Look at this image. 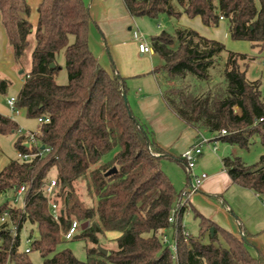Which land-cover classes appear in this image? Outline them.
<instances>
[{
	"label": "trees",
	"instance_id": "1",
	"mask_svg": "<svg viewBox=\"0 0 264 264\" xmlns=\"http://www.w3.org/2000/svg\"><path fill=\"white\" fill-rule=\"evenodd\" d=\"M123 2L133 18L186 15L201 17L212 28L226 20L233 40L264 48V0L259 6L256 0H177L181 10L174 0ZM32 12L29 0H0L1 19L17 61L30 47L29 37L35 36L32 67L16 107L30 119H49L40 125L39 140L52 152L29 163L13 160L0 172L2 194L27 189L24 208H13L11 202L0 206V215L9 212L18 232L14 237L7 224L0 225V264H31L28 254L20 251L21 233L28 224L36 227L30 234L31 252H39L43 264H264L244 233L234 235L197 212L199 233L186 239L187 208L174 234L176 251L163 243L162 232L173 229L168 220L182 191L161 164L165 159L179 162L187 172L186 164L156 144L125 103L127 80L116 71L109 74L91 51L94 20L83 0H40L36 26ZM152 48L164 61L153 74L165 102L188 127L243 150L256 139L264 146V97L261 82L247 78V55L230 52L222 66L225 45L187 28L175 35L163 31L152 39ZM61 54L68 73L64 85L57 82ZM10 85L0 78V93L6 94ZM19 128L13 118L0 113V135L17 134ZM223 166L234 184L264 196V155L254 165L229 156ZM114 168L117 172L107 176ZM52 180L57 182L53 199L61 205L60 223L52 218L45 194ZM79 183L86 184L93 205L82 200L76 190ZM73 221L85 226L74 239L92 244L86 262L70 249L57 251ZM108 232L120 237L117 248L105 254L99 247Z\"/></svg>",
	"mask_w": 264,
	"mask_h": 264
},
{
	"label": "crops",
	"instance_id": "2",
	"mask_svg": "<svg viewBox=\"0 0 264 264\" xmlns=\"http://www.w3.org/2000/svg\"><path fill=\"white\" fill-rule=\"evenodd\" d=\"M39 1L36 0L35 6ZM83 1L90 8L94 23L102 33L106 46L104 48L103 40L101 41L96 34V29L91 26L89 36L91 51L109 74L113 75L116 71L127 80L129 105L134 115L151 132L156 144L164 149L166 154L182 160V155L198 142L200 132L188 127L176 114L169 110L159 86L158 77L153 74L156 69L164 64L162 57L159 56L161 58L160 63L162 62L159 66L147 58L140 60V62H134L129 57L127 50L128 46H131L136 48V52L139 51L138 42L134 41L135 38L133 39L131 32L134 26L139 28L146 26V20L131 17L123 0ZM29 2L31 5V0ZM186 17V15L181 16V25L184 28L193 29L191 25L193 23L188 21ZM37 21L38 18L35 22L32 21L35 26ZM161 30L158 27V32L154 37L160 35L163 32ZM200 34L207 37L203 32ZM106 49L108 52L111 49L115 64L107 58ZM140 55L144 56L145 54L140 53ZM248 72L247 70V74ZM220 143L223 142L218 141V152ZM224 144L226 147L223 148V151L227 155L221 158V170L217 169L208 173L209 177L202 184L199 192L190 198L189 208L184 217L189 211H192L194 216L197 212L234 235L240 236L244 233L249 243L264 257V196L257 195L253 191L232 182L224 169L223 159L233 156L232 151L235 146L228 143ZM209 151L214 155L218 153H214L211 149ZM163 161L170 160L165 159ZM176 163L179 164V162ZM201 169L203 170L202 167L196 169V173H203L204 171L201 172ZM188 184L187 179L185 189H187ZM185 189L182 188L177 191L181 192ZM183 226L188 231L184 224V218Z\"/></svg>",
	"mask_w": 264,
	"mask_h": 264
},
{
	"label": "rangeland",
	"instance_id": "3",
	"mask_svg": "<svg viewBox=\"0 0 264 264\" xmlns=\"http://www.w3.org/2000/svg\"><path fill=\"white\" fill-rule=\"evenodd\" d=\"M36 0H31V6L33 9L31 20L35 22V20L38 18L37 13V6L40 3V1L37 3V6H35ZM258 6H259V0H256ZM174 6L181 10L179 7L177 0H174L173 2ZM146 20V26L139 28L134 26L133 30L131 32L133 39H134V32H140L144 35V38L146 42L152 47V39L158 32V27H160L162 31H166L170 34L175 35L176 31L179 28H184L181 25V17L175 18L170 17L167 14L161 15L157 19L152 18H144ZM186 19L193 24L194 31L203 32L207 35L203 37H206L210 40L218 41L225 45L226 52L222 55L221 58V64L222 66L226 63L228 59V54L236 53V54H243L247 55L251 61H249L248 64V74L247 78L251 81H260L261 82V91L262 96L264 97V48L261 51L259 48L253 47L252 43L248 41H235L231 38L229 34V26L228 22L226 20H222L219 23L218 27H207L204 25L201 17L196 18H189L188 16ZM93 28L96 29L97 36L101 39V41H104L103 35L100 32L99 28L96 26L95 23H93ZM138 28V29H137ZM191 29V30H193ZM200 31V32H199ZM201 35V34H200ZM202 36V35H201ZM74 38H71V41H73ZM30 41V47L26 50L25 55L22 59L16 60L12 49L8 42V37L1 19L0 15V78L7 79L11 82V85L9 89L7 90L6 94L0 93V113L5 116H9L10 118H13L16 122H18L19 126L28 131H36L40 128V125L38 124V121L36 119H30L27 117V114L25 111H21L20 115H15L9 106L7 105V101L10 98H13L18 95L20 89L23 86V82L25 79V75L28 73V71L31 70L32 67V53L34 51L35 47V37L34 34L29 37ZM100 41V40H99ZM102 44L105 46V41ZM134 41H136L134 39ZM93 42V41H92ZM94 43V42H93ZM137 43V42H136ZM129 51V57L135 62H140V60H143L145 58L150 59V62L154 61L157 66L161 65L162 62L160 55L156 53L147 54L144 56L140 55V52H136L135 47L128 46ZM107 58L109 61L113 64H115V60L112 54L111 49H109V52L106 49ZM144 62V61H143ZM59 63L62 67V70L57 76V82L61 85L68 83V73L65 67V59L64 56L61 54L59 58ZM216 80L215 82H219L221 79L219 78V73L215 72L213 73ZM238 111V110H237ZM203 135H205L208 138H211L212 135L203 132ZM18 140V134H11V135H0V172L10 164L11 161L17 159L18 150L16 149V143ZM226 147L224 143H220V150L217 153V155L212 154L209 149L207 148L205 150V153L203 157L199 158L197 161V167L196 169H199V167H202L200 171H204L203 173H208L215 171L217 169L221 170V158L227 154L223 151V148ZM116 152V151H115ZM114 153L109 155L105 158V160H110ZM233 156L241 157L244 162H246L248 165H254L257 162H259L261 156L264 155V146L261 145L260 141L256 139L255 143L251 146L249 150H243L237 146L234 147V150L232 151ZM162 170L167 175V177L170 179V181L175 186L176 190H180L182 188H186L187 185V179L188 174H186L185 169L182 165H179L176 162L171 161H163L162 162ZM206 169L204 170V168ZM197 171V170H196ZM201 174V173H200ZM76 190L81 196L82 200L86 203V205L91 206L93 205V201L90 198L87 186L85 183H79L76 185ZM12 193L8 192L6 194H2L0 192V206L5 204L6 202H10L12 199ZM16 205L17 208L22 207L24 204V199L20 198V200L17 203H13ZM184 224L186 225L188 232L192 234L193 236H197L199 233V221L195 218L192 211H189L188 214L184 217ZM1 225V223H0ZM32 230L36 232V227L27 225L24 230L21 233V248L20 251L23 253L27 248L30 247L28 244V239L30 238V234L32 233ZM168 239H169V245L172 247L173 251V243H174V230L171 228L168 232ZM120 237V233L118 232H108L105 234V236L101 240V247L99 249L102 252H108L111 250H114L117 248V239ZM32 246V245H31ZM92 247L91 243H87L83 239H74L72 241H66L63 240L62 243L58 246L57 251H62L64 249H70L73 254L79 259L80 261L86 262L88 260V254L87 249ZM103 248V249H102ZM28 258L31 262V264H43V258L41 254L37 251H33L30 254H28ZM14 264V263H9Z\"/></svg>",
	"mask_w": 264,
	"mask_h": 264
},
{
	"label": "built area",
	"instance_id": "4",
	"mask_svg": "<svg viewBox=\"0 0 264 264\" xmlns=\"http://www.w3.org/2000/svg\"><path fill=\"white\" fill-rule=\"evenodd\" d=\"M134 38L138 42L139 51L141 54H151L153 53V48L146 42L144 35L140 32L135 31L134 32ZM16 101L17 97H13L8 99L7 105L11 109V111L15 115H20L21 111L17 109L16 107ZM39 125L46 124L49 122V119L47 118H40L37 120ZM18 136L20 137L19 140V150L17 154V160L21 163H29L32 162L35 159H43L52 152L51 147H46L42 145L41 141L39 140V137L42 135L41 129H37L36 131H28L24 130L21 127L19 128L17 132ZM226 131H222L221 135H226ZM218 136H212L211 138L206 137L202 133H199V140L197 143L192 145L183 155L182 160L187 166V174H188V187L181 193V199L177 201L175 208L173 209L171 216L169 218V223L173 225L174 234L176 232V229L178 228V222L179 217L181 215V211L183 208H189V201L190 198L199 192L202 184L208 179V175L206 173L197 174L196 173V166L198 159L204 154L205 150L207 148L211 149L214 153L218 152ZM57 186L56 180H52L50 184L47 185L45 194L47 196V199L49 201V210L52 218L60 223L61 220V205L54 201V193ZM12 195V199L10 200L11 205H16L13 203H17L20 198L24 199V204L22 207H25V195L27 192V189L25 187H21L18 189H14L10 191ZM13 208H17L16 206H13ZM0 223L1 225L7 224L8 229L13 233L14 237L18 236V232L16 230V227L11 220V216L9 212H5L2 215H0ZM82 228L81 223L78 221H73L72 225L70 226L69 230L65 233H63V240L66 241H72L79 233ZM163 243L168 244L169 239L167 235V230H164L163 232ZM184 236L186 239L189 238L190 233L185 229L184 227ZM33 239H28V244L30 245L29 248L25 250V253L30 254L31 253V245L33 243ZM173 251H176V242L173 243Z\"/></svg>",
	"mask_w": 264,
	"mask_h": 264
},
{
	"label": "water",
	"instance_id": "5",
	"mask_svg": "<svg viewBox=\"0 0 264 264\" xmlns=\"http://www.w3.org/2000/svg\"><path fill=\"white\" fill-rule=\"evenodd\" d=\"M124 99H125V103L128 105V104H129V100H128L127 95H124ZM116 172H117V169L114 168V169L110 170L106 175H107V176H110V175H112V174H115ZM82 228L84 229L85 226H83ZM212 231H213V230H212ZM104 253L107 254V251L104 252Z\"/></svg>",
	"mask_w": 264,
	"mask_h": 264
}]
</instances>
